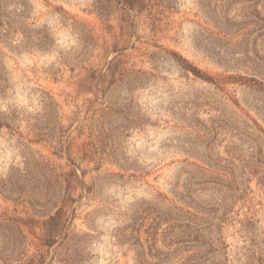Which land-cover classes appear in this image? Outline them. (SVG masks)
Here are the masks:
<instances>
[{
  "label": "rangeland",
  "instance_id": "1",
  "mask_svg": "<svg viewBox=\"0 0 264 264\" xmlns=\"http://www.w3.org/2000/svg\"><path fill=\"white\" fill-rule=\"evenodd\" d=\"M0 3V264H264V0Z\"/></svg>",
  "mask_w": 264,
  "mask_h": 264
},
{
  "label": "trees",
  "instance_id": "2",
  "mask_svg": "<svg viewBox=\"0 0 264 264\" xmlns=\"http://www.w3.org/2000/svg\"><path fill=\"white\" fill-rule=\"evenodd\" d=\"M1 5H3V3H0Z\"/></svg>",
  "mask_w": 264,
  "mask_h": 264
}]
</instances>
